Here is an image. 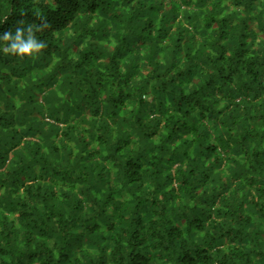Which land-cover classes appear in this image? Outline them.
<instances>
[{
	"label": "trees",
	"instance_id": "trees-1",
	"mask_svg": "<svg viewBox=\"0 0 264 264\" xmlns=\"http://www.w3.org/2000/svg\"><path fill=\"white\" fill-rule=\"evenodd\" d=\"M39 17L0 41V264H264V0H0V36Z\"/></svg>",
	"mask_w": 264,
	"mask_h": 264
},
{
	"label": "clouds",
	"instance_id": "clouds-1",
	"mask_svg": "<svg viewBox=\"0 0 264 264\" xmlns=\"http://www.w3.org/2000/svg\"><path fill=\"white\" fill-rule=\"evenodd\" d=\"M39 19L41 21L39 25L28 24L26 27H16L14 34L11 30L4 31L0 36V41L5 42L3 51L6 54L37 58L48 45L45 41L37 39L36 33L50 27L45 18L39 17ZM18 24L23 25L24 21L20 20Z\"/></svg>",
	"mask_w": 264,
	"mask_h": 264
}]
</instances>
